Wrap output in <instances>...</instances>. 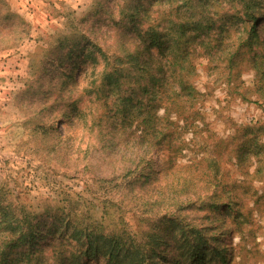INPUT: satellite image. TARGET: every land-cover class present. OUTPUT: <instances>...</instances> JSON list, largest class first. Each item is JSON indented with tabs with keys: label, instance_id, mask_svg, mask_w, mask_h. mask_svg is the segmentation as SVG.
Returning a JSON list of instances; mask_svg holds the SVG:
<instances>
[{
	"label": "rangeland",
	"instance_id": "1",
	"mask_svg": "<svg viewBox=\"0 0 264 264\" xmlns=\"http://www.w3.org/2000/svg\"><path fill=\"white\" fill-rule=\"evenodd\" d=\"M124 1L0 0V264L132 250L151 264H264V83L249 52L229 68L198 47L194 90L157 106V47L131 41L158 11L146 20ZM30 213L33 240L11 246Z\"/></svg>",
	"mask_w": 264,
	"mask_h": 264
},
{
	"label": "trees",
	"instance_id": "2",
	"mask_svg": "<svg viewBox=\"0 0 264 264\" xmlns=\"http://www.w3.org/2000/svg\"><path fill=\"white\" fill-rule=\"evenodd\" d=\"M179 1L183 2L184 8L177 4ZM202 1L204 2L202 3ZM225 1L125 0L123 2L130 9H141L138 13L143 15L146 20L152 18L154 11H158L159 17L152 22L150 20L151 23L146 28H139L134 35L135 38L131 41L141 54L152 47H157L153 68L155 71H159L162 80V88L155 103L157 106L163 105L164 101H170L176 105L182 99V95L187 91L191 92V89L194 90L192 86L187 87L189 82L186 81V76L194 71L190 59L197 55L198 47L199 53L208 56L209 61L224 63L229 68L237 66L240 56L244 52H249L248 60L254 67L256 78L264 83V0H232L227 3ZM234 1H238L240 9H242V16L238 18L242 21L240 24L237 22L231 24L230 22L233 15L230 10L235 7H232ZM192 4L197 7L193 15L198 13V17L194 16L193 19H189L193 8ZM174 19L176 21L172 23ZM237 28L238 30L235 32ZM113 53L114 59L119 58L116 49L113 50ZM108 58L109 54H104L103 61L107 62ZM114 73L115 71H112L110 75ZM120 77V75H115L109 82L117 84ZM97 93L99 99L105 93V89L100 87ZM261 95L264 93L261 92ZM126 108L125 100H123L118 105L117 111L127 112ZM166 109L169 110V115L171 107L166 104ZM94 110H99L98 106ZM93 114L99 116V123L116 122L118 119L115 117L113 120H109V115L100 114L98 111ZM152 115L157 119L155 113ZM56 122L55 120L50 125L51 129L56 127ZM154 127H156L155 124ZM34 218L35 215H31V213L16 218L19 225L11 227L8 231V236H10L8 244L19 246L21 243L31 242ZM58 220L63 221L64 219L59 216ZM58 238L60 239L59 236ZM58 238L57 240H59ZM60 245L58 244L55 248L58 249ZM37 253L39 254L37 256H28L26 261L32 262L36 259L38 264L41 263V254L43 253L38 251ZM89 255L95 257L96 253L91 252ZM69 260V257L64 258V264H68ZM109 262L111 264H151L143 256H139L135 250H132L129 259L121 263L117 262L116 255L111 253Z\"/></svg>",
	"mask_w": 264,
	"mask_h": 264
}]
</instances>
